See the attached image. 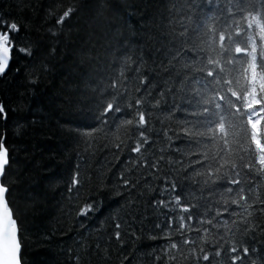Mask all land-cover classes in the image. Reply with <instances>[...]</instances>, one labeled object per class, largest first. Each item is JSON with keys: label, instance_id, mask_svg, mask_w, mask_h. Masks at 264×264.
<instances>
[{"label": "snow or ice", "instance_id": "1", "mask_svg": "<svg viewBox=\"0 0 264 264\" xmlns=\"http://www.w3.org/2000/svg\"><path fill=\"white\" fill-rule=\"evenodd\" d=\"M11 7L0 82H21L0 99V264H43L25 221L56 196L62 264H264V0H143L129 35L115 0ZM58 53L63 87L38 98ZM53 116L68 166L29 183L10 140Z\"/></svg>", "mask_w": 264, "mask_h": 264}, {"label": "trees", "instance_id": "2", "mask_svg": "<svg viewBox=\"0 0 264 264\" xmlns=\"http://www.w3.org/2000/svg\"><path fill=\"white\" fill-rule=\"evenodd\" d=\"M120 6V27L125 35H129L131 30L140 23L142 15L143 0H115ZM5 10H13L12 5L16 0H0ZM43 32H41V38ZM36 39V37H33ZM43 51L37 53V60L42 58ZM71 60L65 62L63 54L58 53L55 59L50 61L51 71L41 79L36 89L38 98L46 99L51 95H58L63 87V81L68 72V65ZM21 81L0 82V99H10L15 101V93ZM27 99V98H26ZM10 143L24 149L18 153L20 160L27 165L26 180L29 183L40 182L43 177L55 172L58 176L62 175L67 168V160L64 158L66 151V140L58 125L56 116L46 120L42 127L37 130L29 129L27 136L21 139H12ZM67 194H65L66 196ZM60 200L56 196L51 200V206L48 209L44 219H34L31 216L25 221L29 228L27 233L31 248L29 257L43 264H62L64 256L60 249L67 243L71 245V240L67 239L60 229L67 230L71 226V220L61 214L57 202ZM112 207L115 204L111 201ZM66 207V202H65ZM54 231L55 235L44 238V232Z\"/></svg>", "mask_w": 264, "mask_h": 264}]
</instances>
